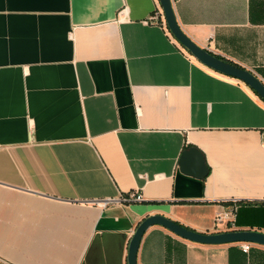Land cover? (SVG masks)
I'll use <instances>...</instances> for the list:
<instances>
[{
    "label": "crops",
    "instance_id": "obj_1",
    "mask_svg": "<svg viewBox=\"0 0 264 264\" xmlns=\"http://www.w3.org/2000/svg\"><path fill=\"white\" fill-rule=\"evenodd\" d=\"M157 2L0 0V264H128L154 214L264 232V101L152 23ZM173 8L198 45L264 80V0ZM191 149L202 165L183 162ZM137 264H264V246L153 225Z\"/></svg>",
    "mask_w": 264,
    "mask_h": 264
},
{
    "label": "water",
    "instance_id": "obj_2",
    "mask_svg": "<svg viewBox=\"0 0 264 264\" xmlns=\"http://www.w3.org/2000/svg\"><path fill=\"white\" fill-rule=\"evenodd\" d=\"M162 9L166 28L171 36L176 40L180 46L186 50L199 63L208 67L209 69L225 75L227 77L236 79L247 85L257 96L264 101V81L261 80L250 70L243 68L237 64L231 63L217 55L211 53L206 48L198 45L193 41L179 25L171 0H158ZM194 154L201 164L200 154L197 150L191 149L183 153V162L186 161L187 156ZM202 165V164H201ZM183 171H188L185 164L182 167ZM201 176L206 174V170L201 168ZM153 225H160L175 235L191 242L220 245L239 242H250L253 244L264 246V232L251 229H236L219 232H200L192 228L186 227L166 216L160 214L149 215L143 218L134 229L128 244L127 263L137 264V251L139 243L144 232Z\"/></svg>",
    "mask_w": 264,
    "mask_h": 264
},
{
    "label": "built area",
    "instance_id": "obj_3",
    "mask_svg": "<svg viewBox=\"0 0 264 264\" xmlns=\"http://www.w3.org/2000/svg\"><path fill=\"white\" fill-rule=\"evenodd\" d=\"M171 1H172V4H173L174 0H171ZM122 13H124L123 9L119 10V14H122ZM149 20L152 23H154V24L162 25L164 29L166 28V24H165V21H164L162 9H161V7H160L158 2H157V7L155 8V10L149 16ZM165 31L167 32L168 29L166 28ZM122 199L123 200H127V201H141L142 196H141V194H139L137 192H130L128 194V196H126L125 198L123 197ZM111 201H113V200L107 198V199H104L101 202H99V204L105 205V204H107V203H109ZM233 202H236V200H233ZM234 210H235V206L231 210H227V211H224V212H221V213H217L215 215V219H214L215 226H217L219 223H222L225 220L229 221V216L231 215V213ZM251 247H252V243H250V242H240V249H241V251L243 253H249Z\"/></svg>",
    "mask_w": 264,
    "mask_h": 264
},
{
    "label": "trees",
    "instance_id": "obj_4",
    "mask_svg": "<svg viewBox=\"0 0 264 264\" xmlns=\"http://www.w3.org/2000/svg\"><path fill=\"white\" fill-rule=\"evenodd\" d=\"M166 29V28H165ZM167 34H169V36L172 38V36L170 35V33L167 31Z\"/></svg>",
    "mask_w": 264,
    "mask_h": 264
}]
</instances>
